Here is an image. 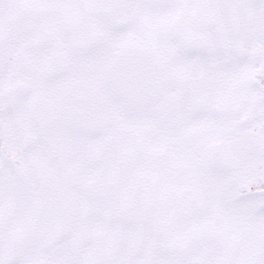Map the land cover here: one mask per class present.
I'll return each instance as SVG.
<instances>
[{"label": "snow or ice", "instance_id": "obj_1", "mask_svg": "<svg viewBox=\"0 0 264 264\" xmlns=\"http://www.w3.org/2000/svg\"><path fill=\"white\" fill-rule=\"evenodd\" d=\"M0 264H264V0H0Z\"/></svg>", "mask_w": 264, "mask_h": 264}]
</instances>
